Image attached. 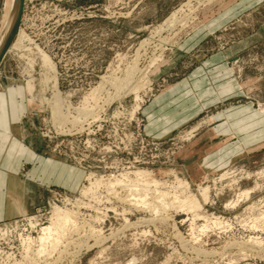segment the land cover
<instances>
[{
	"label": "rangeland",
	"instance_id": "obj_1",
	"mask_svg": "<svg viewBox=\"0 0 264 264\" xmlns=\"http://www.w3.org/2000/svg\"><path fill=\"white\" fill-rule=\"evenodd\" d=\"M11 7L0 0V37ZM23 10L0 90L22 88L23 135L53 168L14 172L9 199L23 208L0 220V264H264V0H25ZM219 56L234 95L171 127L172 88ZM244 106L242 128L217 129ZM136 170L160 185L109 187ZM141 191L151 206L135 204ZM190 193L198 211L161 206ZM58 206L76 227L40 253Z\"/></svg>",
	"mask_w": 264,
	"mask_h": 264
},
{
	"label": "crops",
	"instance_id": "obj_2",
	"mask_svg": "<svg viewBox=\"0 0 264 264\" xmlns=\"http://www.w3.org/2000/svg\"><path fill=\"white\" fill-rule=\"evenodd\" d=\"M200 69L202 71L200 75L194 74L191 80L183 81L172 88V91L177 92L176 98H172L168 103L171 107V119L168 121H171L173 128L185 123L204 107L234 95L233 85L225 76L228 71L227 62L223 57L206 59ZM21 89L17 86H8L0 90V220L16 215L23 208L18 199L14 197L13 201L9 199V184L17 185V179L13 178L15 171L21 170L23 165L26 166V170L53 168V163L41 159V155L29 146L23 135L22 115L25 104ZM29 91L31 93L32 87H29ZM251 109L244 106L236 107L229 112L224 111L223 118L226 121L223 120L217 129L225 133L227 129L238 131V128H242L248 121L241 115L242 112ZM149 117L153 131L158 132L162 122L155 120L156 112L149 114Z\"/></svg>",
	"mask_w": 264,
	"mask_h": 264
},
{
	"label": "bare ground",
	"instance_id": "obj_3",
	"mask_svg": "<svg viewBox=\"0 0 264 264\" xmlns=\"http://www.w3.org/2000/svg\"><path fill=\"white\" fill-rule=\"evenodd\" d=\"M19 2H20V0H12V7H11V14H10V17H9V19L7 20V23H6V28L4 29V31L2 32V35H1V37H0V53H1V51H2V49H3V47H4V45H5V43L7 42V38L9 37V35H10V33H11V31L13 30V28H14V23H15V21H16V18H17V15H18V7H19ZM172 17V16H171ZM168 20H169V18H168ZM169 22V21H168ZM170 25V24H169ZM13 43V42H12ZM11 43V44H12ZM12 46H14V45H12ZM19 46V45H18ZM9 47H11V45L9 46ZM43 60H44V62H46L47 63V66L52 70V65H51V63L50 62H48V61H46L47 59L46 58H43ZM132 77V76H131ZM55 78V77H54ZM54 81H56L55 79H54ZM128 82V81H127ZM127 82H126V84H127ZM122 84V83H121ZM125 83H123V85H126ZM150 84V83H149ZM54 86H55V89H56V93H55V96L54 97H56L55 99L57 100L56 101V104H54L55 106V108H54V110H57L58 108H60L59 107V104H60V97L58 96L59 95V90H58V85H57V82L54 84ZM119 86V85H118ZM122 86V85H121ZM119 88H120V86H119ZM118 88V89H119ZM117 89V90H118ZM55 101V100H54ZM140 106V105H139ZM137 108H138V105H137ZM58 111V110H57ZM56 111V112H57ZM135 111V110H134ZM59 112V111H58ZM60 113V112H59ZM198 127V126H197ZM70 130V129H69ZM132 172H134V171H132ZM131 172V173H132ZM226 172V171H225ZM125 173V174H124ZM122 175H120L121 177H116V178H114L115 176H113L112 178H114V179H112V180H109L108 181V179H107V181H108V184H109V187H111V188H114V187H116V186H118V185H125L124 187L126 188L127 186H129L130 188H131V190L132 189H136L135 187L138 185V184H140V182L142 183V181L143 182H145V183H142V184H144L143 186L144 187H146L147 189H143L144 191L145 190H147L146 191V194L148 193V187L150 188L151 186H152V182H153V184H154V186L155 185H160V181H157V180H153L151 183L149 182V181H147V177L148 176H150V172L149 171H147V170H136L133 174H134V176L132 175V177H130L129 175H130V172L128 173V172H124ZM223 174L225 175V173L223 172ZM223 174L221 175L222 176V178H223ZM227 174V173H226ZM262 174H263V172H262ZM92 177V176H91ZM94 177V176H93ZM225 177V176H224ZM95 178V177H94ZM101 179L100 180H98L97 178L95 179V181H93L92 180V184L91 185H89V186H91V187H89V188H86V189H84L83 190V193H88L89 191H90V193H91V191L93 190V191H95L96 189H97V186L98 187H100L99 185L102 183L101 182V180H102V176L100 177ZM183 180H184V178H182ZM182 179H179L178 180V178L177 179H175V180H178L179 181V183L178 184H180V185H183L185 188L187 187V189H188V187H190L189 186V184L190 183H187L186 181H182ZM186 180V179H185ZM140 181V182H139ZM91 182V181H90ZM106 182V181H105ZM104 182V184L106 185L107 183H105ZM110 182V183H109ZM137 182H139V183H137ZM160 182V183H159ZM165 182H167V181H165ZM103 184V183H102ZM101 184V185H102ZM149 184H151V186H149ZM177 184V186H179ZM233 185V184H232ZM94 186L96 187V189L94 190L93 188H94ZM140 186H142V185H140ZM174 186V185H173ZM257 186V185H256ZM106 187H107V185H106ZM109 187H107V189L110 191V189H109ZM122 187V186H121ZM157 187V186H156ZM175 187V186H174ZM180 187V186H179ZM123 188V187H122ZM128 188V187H127ZM138 188H140V187H137V189ZM178 188V187H177ZM181 188V187H180ZM200 188V187H199ZM256 188V187H255ZM262 188V187H261ZM115 189V188H114ZM113 190V189H112ZM130 190V189H129ZM138 190H141V189H138ZM190 190H191V188H190ZM208 189L207 188H203V189H201V194L203 195L202 197H204V199H206V200H209L208 198H209V194L207 193L208 191H207ZM92 191V192H93ZM115 191V193H116V191H118V190H114ZM133 191V190H132ZM137 191V190H136ZM144 191H141V192H143V194H144ZM157 191V190H156ZM181 191V190H180ZM182 191H184V190H182ZM188 191V190H187ZM246 191V192H245ZM245 191H243V194H244V192H245V194L246 195H248V193H249V195H250V191L248 192L247 190H245ZM251 191H253V190H251ZM112 192V191H111ZM139 192V191H138ZM158 192V191H157ZM167 192V191H166ZM190 192V191H189ZM253 192H255V191H253ZM89 193V194H90ZM114 193V194H115ZM131 193V192H130ZM129 193V194H130ZM137 193V192H136ZM154 193V192H153ZM159 193V192H158ZM161 193V192H160ZM183 193V192H182ZM128 194V195H129ZM133 194H135V193H133ZM132 194V196H135V195H133ZM139 194L138 195V193H137V196L139 197H134V199H135V204L136 205H143L144 207H149V206H151V202H149V198L146 196V194ZM167 193H165V192H162V195L163 196H165ZM169 194V193H168ZM175 194V193H174ZM241 195H242V192L240 193ZM244 194V195H245ZM118 195V194H117ZM177 195H180V193L179 194H177ZM182 195V194H181ZM180 195V196H181ZM184 195H186V194H184ZM240 195V196H241ZM246 195H245V197H246ZM92 196V195H91ZM126 196V195H125ZM161 196V194L159 195V197ZM238 196V195H237ZM128 197V196H127ZM152 197V196H151ZM162 197V196H161ZM176 198H177V196H175ZM174 197V198H175ZM183 198H177V202H175V203H173V202H168L166 199L164 200V198H162L163 200L162 201H160L161 203H162V205L161 206H163L164 208L166 207V206H169V205H175L176 204V207H178L179 206V208H182V209H184L183 207H186L185 209H188L189 208V211L190 212H192V209L195 211H198V209H200V202H199V199L196 197V194L194 195H192L191 193H190V195H186V196H182ZM242 197H243V195H242ZM118 198H119V196H118ZM148 198V199H147ZM241 198V197H240ZM239 198V199H240ZM244 198V197H243ZM242 198V199H243ZM203 199V200H204ZM101 200V199H100ZM123 200V199H122ZM127 200V199H126ZM157 200V199H156ZM134 201V200H133ZM133 201L131 202V203H133ZM176 201V200H175ZM236 202L238 201V200H235ZM239 202V201H238ZM237 202V203H238ZM137 203H139V204H137ZM229 203V202H228ZM237 203H235L234 202V204L236 205ZM90 204V203H89ZM134 204V205H135ZM139 205V206H140ZM200 206V207H199ZM174 207V206H173ZM197 207H199L198 209H197ZM234 207V206H233ZM188 212V211H187ZM200 214V213H199ZM197 215V213L195 214V216ZM201 216V215H200ZM215 219H216V217H215ZM219 220V219H218ZM217 220V221H218ZM194 221V220H193ZM216 221V220H215ZM214 221V222H215ZM215 222V223H218V222ZM145 222V221H144ZM76 215H75V212H73V211H71L70 209H68V208H64V209H62V208H60L59 206L58 207H56L55 209H54V211H53V215H52V217H51V220H50V224H48V225H46V226H44L43 227V229L41 228V230H42V234H40V236H39V238H38V241L39 242H41V245L39 246V247H41L40 249H38V251L41 253V252H44V251H46L47 249H46V247L48 246V245H52L53 247H56L57 245H59V243L61 244V242L63 241V238L65 237V235L67 234V235H69V231L70 232H72V229L73 228H75L76 227ZM33 224V223H32ZM218 225H220L219 223H218ZM75 226V227H74ZM91 230H93V229H91ZM74 232V231H73ZM72 237V236H71ZM28 239H30L29 237H27ZM26 238V239H27ZM71 239V238H70ZM70 239H68V241H70ZM66 240V239H65ZM73 239H71V241H72ZM74 242V241H73ZM241 243H243V242H241ZM240 243V244H241ZM63 246H64V244H62ZM50 248V247H49ZM56 249V248H55ZM54 249V250H55ZM46 256V255H45Z\"/></svg>",
	"mask_w": 264,
	"mask_h": 264
},
{
	"label": "water",
	"instance_id": "obj_4",
	"mask_svg": "<svg viewBox=\"0 0 264 264\" xmlns=\"http://www.w3.org/2000/svg\"><path fill=\"white\" fill-rule=\"evenodd\" d=\"M24 4H25V0H20L19 2V7H18V15H17V18H16V21L14 23V28L13 30L11 31L9 37L7 38V42L5 43L1 53H0V64L2 62V60L4 59V57L6 56V52L7 50L9 49V46L11 45V43L14 41V37L20 27V21H21V18H22V15H23V9H24Z\"/></svg>",
	"mask_w": 264,
	"mask_h": 264
}]
</instances>
